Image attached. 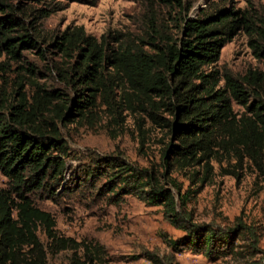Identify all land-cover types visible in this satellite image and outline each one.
Returning <instances> with one entry per match:
<instances>
[{
  "label": "trees",
  "instance_id": "1",
  "mask_svg": "<svg viewBox=\"0 0 264 264\" xmlns=\"http://www.w3.org/2000/svg\"><path fill=\"white\" fill-rule=\"evenodd\" d=\"M97 1L0 0V78L23 52L35 50L43 59L49 52L60 59L51 72L71 91L37 83L32 63L18 66L32 79L21 77L7 94L0 90V174L6 180L0 187V264H47L48 255L64 251L72 253L71 264H102L98 245L59 235L53 216L34 203L37 194L56 201L71 192L60 128L95 118L99 105L119 122L121 110L140 113L161 131L159 162L142 168L122 155L92 157L73 179V191L84 187L109 205L133 196L160 207L168 224L183 232L178 239L161 234L173 254L187 249L211 261L234 254L237 239L250 229L239 220L222 229L198 224L188 205L212 182L216 166L238 181L253 169L264 182V68L240 78L214 68L221 49L240 32L264 58L254 10L213 3L189 17L186 0H129L143 7L139 33L108 31L97 38L80 25L52 36L43 31V20L67 3ZM137 130L143 146L147 131L142 125ZM163 264L177 263L169 257Z\"/></svg>",
  "mask_w": 264,
  "mask_h": 264
},
{
  "label": "rangeland",
  "instance_id": "2",
  "mask_svg": "<svg viewBox=\"0 0 264 264\" xmlns=\"http://www.w3.org/2000/svg\"><path fill=\"white\" fill-rule=\"evenodd\" d=\"M186 2L191 4L187 15L189 17H197L201 10L208 9L213 3L251 7L264 34V0ZM157 9L160 17H167L165 8ZM142 14V5L129 0H98L93 6L70 2L63 10L44 19L42 28L48 36L59 33L68 25H80L86 33L97 38L108 31L139 33L142 31ZM257 51L250 44L248 36L240 32L221 49L214 68L220 74L230 73L235 78L242 77L248 69L261 70L264 68V58ZM59 60V55L49 52L45 59L39 57L35 50L23 52L18 62H9L7 72L0 78V90L6 94L11 92L13 85L24 76L25 81L33 78L46 88L70 94L71 91L50 70L51 64ZM28 63L37 68L32 78L18 67L20 64L25 67ZM233 109L235 112L241 111L236 104H233ZM120 118L121 122L117 121L118 118L113 120L106 106L99 105L95 118L88 121L75 120L60 128L61 138L67 144L69 154L64 183L71 192L58 197L56 201L40 194L34 195L35 205L49 212L55 219L56 232L84 245H98L102 264H154L150 257H156L161 264L169 257H173L177 264H264V182L253 169L244 170L238 181L232 176L221 175L216 166L212 182L188 205L198 224L222 229L235 226L239 220L250 229L237 239L234 254L216 261L187 249L173 254L163 242L161 234L178 239L183 232L168 224L160 207L146 206L133 196L125 197L118 205H109L102 199H94L92 192L84 187L73 191V179L83 175L92 157L122 155L130 163L142 168L159 162L163 133L151 126L140 113L131 114L121 110ZM138 125L147 131L143 146ZM179 180L183 181L182 178ZM5 182L0 174V187H4ZM37 234L46 245L44 234ZM82 255L83 250L78 254L81 260ZM71 256L70 251L48 255L47 264H71Z\"/></svg>",
  "mask_w": 264,
  "mask_h": 264
}]
</instances>
